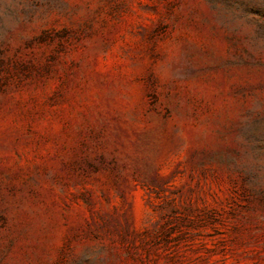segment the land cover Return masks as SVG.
<instances>
[{
  "label": "rangeland",
  "instance_id": "rangeland-1",
  "mask_svg": "<svg viewBox=\"0 0 264 264\" xmlns=\"http://www.w3.org/2000/svg\"><path fill=\"white\" fill-rule=\"evenodd\" d=\"M0 264H264V0H0Z\"/></svg>",
  "mask_w": 264,
  "mask_h": 264
}]
</instances>
